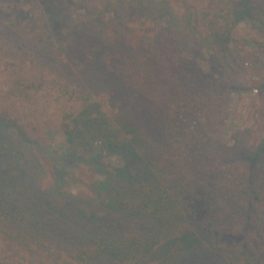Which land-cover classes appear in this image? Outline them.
Instances as JSON below:
<instances>
[{
    "label": "trees",
    "instance_id": "1",
    "mask_svg": "<svg viewBox=\"0 0 264 264\" xmlns=\"http://www.w3.org/2000/svg\"><path fill=\"white\" fill-rule=\"evenodd\" d=\"M132 1L142 12L147 3H163V17L168 14L152 37L135 38L132 49L119 26L114 34L107 24L94 25L92 11L75 15L63 34L54 35L58 60L46 46L37 51L42 58L34 55L63 87L95 89L101 108L87 103L75 118L63 115L53 142L61 153L53 164L56 176L20 202L36 215L38 236L2 231L0 264H150L153 255L168 260L163 264H223L215 256L224 249L244 255L245 264H264V140L250 147L241 135L229 144L228 99L239 88L237 69L232 65L214 78L213 66L199 56L202 38L230 47L241 24L264 40V0ZM247 43L258 58L263 43ZM38 74L40 82L57 83ZM68 138L82 140L91 162L78 174L65 171L72 155ZM21 149L32 154L28 173L41 159L50 161L46 146L0 112V156L10 150L20 163ZM105 152L114 156L109 167ZM68 184L84 197L66 196ZM43 226L55 235L39 234ZM143 227L150 237L136 238ZM158 239L163 242L154 251ZM200 240L211 251L202 255Z\"/></svg>",
    "mask_w": 264,
    "mask_h": 264
},
{
    "label": "rangeland",
    "instance_id": "2",
    "mask_svg": "<svg viewBox=\"0 0 264 264\" xmlns=\"http://www.w3.org/2000/svg\"><path fill=\"white\" fill-rule=\"evenodd\" d=\"M146 3L147 1H144V4ZM143 9L144 12L132 0H0V112H7L11 118L16 119L33 139L50 151L48 156L50 161L41 159L42 165L34 169L33 173H28L30 171H27V163H30L32 154L21 149L19 153L22 154V160L17 163L15 152L10 154V150H2L4 153L0 156V249L2 231L31 232L33 236H38L33 231L37 226L36 215L29 214L27 208L20 202L24 199L29 200L30 190L34 192L45 189L56 176L57 172L53 171V164L56 165L55 159H58L61 153L54 143L65 123L63 115H69V119L75 118V115L84 112L87 103L101 105L95 89L84 88V90L74 91L70 86L63 87L64 83L58 80L57 74L52 73L48 68L45 70L38 66L34 55L42 58L37 51L40 47L46 46L50 49L49 56H52V52L58 60L59 53L56 50L58 43L54 35L63 34L75 15L89 17L88 13L92 11L95 13L92 21L94 25L107 24L108 32L114 34L116 27L119 26L120 38L123 39L124 44L126 41L129 49H132L135 38L152 37L157 27L167 20L164 18L168 14L163 17L167 11L163 3H153L149 6L147 3ZM50 18L56 19V22H53L55 26L49 27L48 24L46 26ZM113 18L115 22H112ZM51 35L53 37H49ZM47 37L52 39L49 45L45 41ZM248 41L263 43L262 52L258 53V58L254 54L255 51L248 45ZM200 47L201 59L215 69L210 73L212 77H219L220 71H226L227 67L232 65L237 69L235 76L239 88L232 91L228 99L230 125L226 136L227 141L232 145L238 142L241 135H244L248 146L257 145L260 140H264V40L262 34L253 31L246 24H241L234 30L230 47L220 46L209 38H202ZM43 71L48 77L56 79L57 83H51L52 80L48 79L46 83L40 82L38 73ZM50 130L56 132L54 139L49 135ZM64 143H66V137ZM68 143L66 148L70 149L72 155L68 157L69 165L65 171L78 174V169L84 165H90L91 162H86L88 153H83L81 149L82 140L71 141L68 138ZM104 154L106 155V152ZM80 158H84V161ZM113 160L114 156L106 155L102 162L109 167L110 162L114 163ZM54 170L57 169L54 168ZM97 178L102 177L98 175ZM63 190L66 196L70 194L73 199L80 195L82 199L85 195L73 184L64 186ZM48 197L50 199V196ZM13 198H16L15 202L12 201ZM51 198L56 199L55 195H51ZM79 204L81 206L83 201L81 200ZM87 206L83 207L87 208ZM40 228L39 234L45 232L51 234L50 237L55 235V232L53 234L52 231L47 232L49 230L44 226ZM140 229L142 231L136 238L150 237L149 233L144 231V227ZM197 233L203 234L199 230ZM200 241L202 250H197L202 255L207 250L211 251L209 242ZM162 242L163 240L158 239L152 247L153 250L157 251ZM215 257L221 259L223 264H245L244 255L239 258L234 251L229 252L227 249L223 252L219 250V256ZM148 261H151L150 264H163L162 262L168 260L153 255Z\"/></svg>",
    "mask_w": 264,
    "mask_h": 264
}]
</instances>
